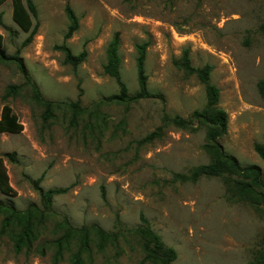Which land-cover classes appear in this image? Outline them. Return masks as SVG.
<instances>
[{
    "label": "rangeland",
    "instance_id": "1",
    "mask_svg": "<svg viewBox=\"0 0 264 264\" xmlns=\"http://www.w3.org/2000/svg\"><path fill=\"white\" fill-rule=\"evenodd\" d=\"M32 2L37 31L27 46L28 33L12 21L11 0L0 6L6 58L0 60V112L9 107L21 126L17 134H0V162L12 189L0 193V264H75L77 256L80 264H140V239L133 233L140 215L176 252L172 264H252L264 249V216L238 202L220 178L180 179L209 159L205 129L192 118L205 107L204 87L178 64L186 53L192 68H211L209 82L228 118L222 150L241 166L264 171L254 152L264 145V97L257 89L264 80V0ZM67 6L79 29L65 44L72 55L86 54L76 70L57 49L69 25ZM116 33L129 95L138 90L135 46L145 43L147 88L161 100L104 101L118 91L103 73ZM20 65L43 102L34 98ZM163 116L191 126L177 129ZM156 132L153 141H143ZM35 181L43 192L65 190L49 211ZM91 226L105 238L90 234L82 248L80 231Z\"/></svg>",
    "mask_w": 264,
    "mask_h": 264
},
{
    "label": "trees",
    "instance_id": "2",
    "mask_svg": "<svg viewBox=\"0 0 264 264\" xmlns=\"http://www.w3.org/2000/svg\"><path fill=\"white\" fill-rule=\"evenodd\" d=\"M7 0H0V6ZM12 2V21L24 33H28L27 39L23 45L27 46L31 43L37 31V24L33 26L32 20H36L37 11L32 0H11ZM65 14L68 19V27L63 36L62 45L57 49L63 54V63L70 66L72 70H76L86 58L83 52L78 55H72L66 46V41L72 37L79 29V21L74 15L70 7L65 8ZM120 45L119 35L116 33L111 38L106 49V62L103 66V73L111 78L116 86L117 93L104 99L107 103H115L122 105H129L137 103L141 100L159 99L161 96L149 92L147 88V76L145 74L144 64L146 58V50L148 45L138 44L135 46L136 60L135 69L137 76L138 90L134 95H129L126 85L122 82L120 76L121 59L118 54ZM2 47V36L0 35V49ZM6 59L0 50V60ZM178 67L181 68L188 75H195L198 81L204 87L205 107L201 110L194 111L192 118L196 123H199L205 129V143L203 151L207 155L209 162L207 164L199 165L193 168L190 175L180 176L182 181H198L200 178H220L226 190L238 201L249 205L257 214L264 216V171L257 166H241L235 158L226 154L219 144V140L225 136L227 132L228 118L226 113L218 107L219 92L218 89L211 85L209 76L211 68L205 66L202 69H194L190 66L187 54L184 53L182 60ZM21 75L25 83L30 86L34 98L43 102L38 89L30 82L24 68L19 66ZM259 94L264 97V80L257 83ZM15 86L9 87V92L14 94ZM47 103L46 106H49ZM163 123L170 124L173 127L186 130L191 126L189 120H184L179 117L167 118L163 116ZM21 131V126L17 122V118L12 114L9 107L4 106L0 112V134L9 133L17 134ZM158 137V132L152 133L143 139L144 142H151ZM254 152L264 164V145L256 144ZM9 159L12 161L14 155L11 154ZM39 181L31 182L33 188L38 192L41 201L46 210L51 209L52 200L55 196L65 193V190H48L43 192L38 187ZM0 193L3 195H10L12 189L9 186L5 168L0 162ZM33 212L36 214L35 209ZM30 212L27 217L23 219V232L27 236L29 230ZM139 221L141 226L137 227L133 233L140 239V249L143 254V259L140 264H172L176 260V252L165 247L158 235H156L150 228L143 215H140ZM90 234L98 237L99 240L105 238V234L98 228L91 226L80 231L79 241L82 248H86L88 244V237ZM60 248L61 245L59 244ZM75 264H80V257L77 256ZM252 264H264V249L259 251Z\"/></svg>",
    "mask_w": 264,
    "mask_h": 264
}]
</instances>
